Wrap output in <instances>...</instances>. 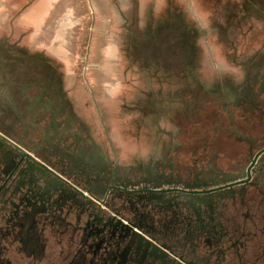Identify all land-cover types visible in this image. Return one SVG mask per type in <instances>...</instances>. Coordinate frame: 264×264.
<instances>
[{
    "label": "rangeland",
    "instance_id": "obj_1",
    "mask_svg": "<svg viewBox=\"0 0 264 264\" xmlns=\"http://www.w3.org/2000/svg\"><path fill=\"white\" fill-rule=\"evenodd\" d=\"M213 7L209 0H0V92L2 83L51 73L52 109L72 110V118L56 119H71L88 140L91 156L76 158L89 172L78 171L82 185L92 183L85 174L103 171L131 189L179 185L192 174L198 189L246 178L264 144L255 141L250 152V142L233 134L225 82L237 84L249 71L231 70L233 62L262 61L263 53H248L251 39L232 36L231 24L226 37L224 22L210 20ZM17 103L0 100V114ZM240 120L243 134L256 139L255 125ZM72 142L61 146L73 151ZM252 177L261 182L263 218L256 220L264 228V154ZM242 212L233 208V220ZM48 248L37 264L66 263L57 255L62 248L53 241ZM9 257L14 264L36 259Z\"/></svg>",
    "mask_w": 264,
    "mask_h": 264
},
{
    "label": "flooded vegetation",
    "instance_id": "obj_2",
    "mask_svg": "<svg viewBox=\"0 0 264 264\" xmlns=\"http://www.w3.org/2000/svg\"><path fill=\"white\" fill-rule=\"evenodd\" d=\"M18 89L19 121L38 130L41 140L19 145L0 137V264H14L11 250L25 258L20 251L24 240L45 256L40 262L46 260L52 241L56 247L65 246L60 252L65 264H259L264 260V228L256 220L263 218L261 182L252 177L264 153L252 167L248 183L222 190L216 189L230 183L196 188L194 174L179 185L131 189L105 179L103 171L85 174L92 183L82 185L78 171L89 172L76 158L91 156L83 147L88 140L70 124L71 119H56L72 118V110L52 109L51 73L21 77ZM33 108L40 112L32 113ZM3 130L17 139L16 131ZM70 138L73 151L61 146ZM52 156L58 158L56 165ZM58 165H76L77 172ZM235 200L239 205H233ZM233 208H242L239 218L244 219L233 220ZM47 224L52 227L44 233ZM251 224L256 225V233L248 230Z\"/></svg>",
    "mask_w": 264,
    "mask_h": 264
},
{
    "label": "crops",
    "instance_id": "obj_3",
    "mask_svg": "<svg viewBox=\"0 0 264 264\" xmlns=\"http://www.w3.org/2000/svg\"><path fill=\"white\" fill-rule=\"evenodd\" d=\"M211 4L214 5L210 9L212 12L210 20L216 22H224V28L226 30V37L229 33L230 24L234 26V32L232 36H242L248 37L251 39L250 48H248V53H263L262 61L247 60L245 66H238L233 62L234 65H231V70H249L247 72H241L243 75L239 78V82L233 83V79L226 77V93L225 101L228 103V107L225 108L226 113L230 117V123L234 131L233 134H239V139L241 142H247L250 144V152H253L255 147V141H258L260 144H264V0H209ZM250 57V56H249ZM252 57V56H251ZM40 58V57H39ZM8 63V61H6ZM37 64H41V60L37 61ZM50 66V64H49ZM231 80V86L229 87L228 82ZM233 84L235 86H233ZM5 85L7 86L5 88ZM2 83L1 88L3 91L0 92L1 101H18L20 102L18 83L10 85ZM34 98V96H31ZM237 101V104H234V101ZM17 106H13L12 110L5 111V114H0V137L3 136L12 142L21 145L22 142L31 141L33 143H39L41 140L40 132L29 125L22 124L19 121L20 109ZM11 108V107H10ZM16 108V109H14ZM39 113V110H34L32 113ZM34 117V116H33ZM33 117H31L33 119ZM239 118L248 119V123L255 125L252 130L257 129L258 135H255L257 138L250 137L248 134H243V132L248 133V131L241 130L240 126L237 124ZM240 120V121H241ZM245 121V120H243ZM39 125H42V122H38ZM248 124V125H249ZM3 129L8 131H16L17 139L12 138ZM251 132H254L252 131ZM11 131V132H12ZM249 132V133H251ZM255 133V132H254ZM75 134V133H74ZM53 135V132H52ZM21 136V137H20ZM253 136V135H251ZM18 140V141H17ZM252 153H250L251 155ZM99 155V153H96ZM101 157V156H100ZM103 158V157H101ZM238 181V180H237ZM232 182H235L232 181ZM21 253L27 258H36L40 259L39 256L42 253L34 249L28 241L24 240L20 249Z\"/></svg>",
    "mask_w": 264,
    "mask_h": 264
},
{
    "label": "water",
    "instance_id": "obj_4",
    "mask_svg": "<svg viewBox=\"0 0 264 264\" xmlns=\"http://www.w3.org/2000/svg\"><path fill=\"white\" fill-rule=\"evenodd\" d=\"M263 153H264V149L260 150L257 154H255V156H253V158H252V160H251V162H250V165H249L248 168H247V178H246V179H243V180H241V181H239V182H236V183H230V184H228L227 186H224V187H219V188H217L216 190H222V189H224V188H232V187L237 186V185H239V184L248 183L249 180H250V178H251V169H252V167L256 164L257 160L259 159V157H260ZM55 175H56V174H55ZM56 176H57V175H56ZM57 177H58V176H57ZM60 179H61V178H60ZM45 227H46V228H45L44 231H43L44 233L46 232L47 229L51 228L52 225H51V224H47ZM10 230H11V232H12L13 228L11 227ZM47 237H48V235H47ZM57 248H58V250H60V248H62L61 250H62L63 252H65V246L62 245V246L57 247ZM61 250H60L59 253L57 254L58 256H59ZM10 253H14V251L11 250Z\"/></svg>",
    "mask_w": 264,
    "mask_h": 264
}]
</instances>
